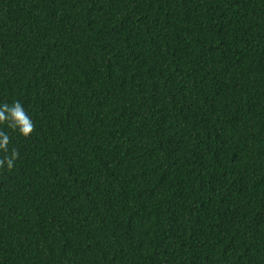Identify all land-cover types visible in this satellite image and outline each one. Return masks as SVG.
I'll return each mask as SVG.
<instances>
[{"label":"trees","instance_id":"obj_1","mask_svg":"<svg viewBox=\"0 0 264 264\" xmlns=\"http://www.w3.org/2000/svg\"><path fill=\"white\" fill-rule=\"evenodd\" d=\"M15 101L0 264H264V0H0Z\"/></svg>","mask_w":264,"mask_h":264},{"label":"clouds","instance_id":"obj_2","mask_svg":"<svg viewBox=\"0 0 264 264\" xmlns=\"http://www.w3.org/2000/svg\"><path fill=\"white\" fill-rule=\"evenodd\" d=\"M0 125L18 132L25 139L30 138L35 130L34 122L25 111L19 101L11 104H0ZM10 136L3 129H0V169L12 171L16 161L19 159V151L16 148L9 149Z\"/></svg>","mask_w":264,"mask_h":264}]
</instances>
